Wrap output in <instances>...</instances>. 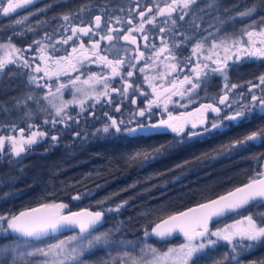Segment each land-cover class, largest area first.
Masks as SVG:
<instances>
[{
    "label": "snow or ice",
    "instance_id": "6c2138e0",
    "mask_svg": "<svg viewBox=\"0 0 264 264\" xmlns=\"http://www.w3.org/2000/svg\"><path fill=\"white\" fill-rule=\"evenodd\" d=\"M36 3L37 0H0V14L9 16L17 13L18 10H26ZM261 3L264 4V0H261ZM197 5L198 0H152V3L141 10L137 0L136 9L133 11L138 10V23L133 22L134 18L131 14L126 20H122L119 16H110L105 20L102 15H95L92 22L87 25L73 24L70 28L67 24L72 15L62 14L60 18L65 25L62 26L58 41H54L53 35L45 32L41 40H33L32 44L27 46V49H32V45H37L35 52L43 62V67L35 64L34 59L30 61L25 58L26 49L18 48L11 42V38L6 43H0V52L3 53L0 55V73L5 72L9 65L30 68L32 72L27 76V83L41 90L47 89L42 96L46 106L41 105V98L28 93L23 100H17L15 107L21 105L26 107L28 101H33L40 106L41 112L47 113V117L42 121L43 125H50L53 130L58 126L71 129L73 124L79 125L80 118L85 114L95 119V112L91 109L97 104H113V94L129 100L132 105H137L136 97L142 96L146 101L145 106H137L135 112L129 114L130 119L127 121L104 112L106 122L102 127L95 129L93 135H120L126 140H142L172 133L176 143H184L186 140L210 134H225L233 128L261 120L264 118V74L258 76L256 82L246 81L239 84L230 82L229 72L239 63L264 61V17H261L259 22L253 20L250 24H244L238 33L225 32L220 35L226 19L252 18L258 11L257 4L253 3L237 12L235 16L228 15L226 18L217 16L215 19L219 26L214 33L208 32L206 36L197 35L200 31L197 13L204 12V9L198 8ZM49 7L51 5L36 8V12L43 13ZM205 7L217 12L223 8L226 14L232 11L223 7L219 0H210ZM85 11L87 9H80V12ZM33 15L35 13L28 12L14 23L23 25ZM157 17H163L162 22L165 25L170 24L171 27H160ZM186 17H191V20L185 21ZM181 21L188 26L184 32L180 31L185 27L184 24L179 23ZM39 23L41 21H37V24ZM113 23L126 26V30L122 31V28L114 27ZM146 25L155 26L158 33L170 32L171 36H160L159 47L154 43L150 44L149 32L152 29L146 28ZM33 30L29 24L27 31ZM69 31L70 35H63ZM189 31L191 34H188ZM134 33L142 34L145 47L155 49L147 58L150 63L145 62L144 66L139 68L140 73L152 68L157 69L156 75H145L142 81L149 86L151 92L144 91L140 83H133L129 79L134 76L132 69L137 68V64L133 61H145V52L140 50ZM97 36L98 39H93ZM81 37L89 38L87 45ZM175 37L180 39L177 40ZM45 39L49 41L47 44L44 43ZM76 40H79L78 45ZM118 40L136 45L134 49L136 55L127 59L125 56H120L116 48ZM169 40L172 43H169ZM193 40L195 43H192ZM70 41L73 44L71 52L63 57H57L56 44L68 45ZM101 41L109 42L108 47L103 48ZM188 44H191L190 55L178 57L177 51ZM128 51L129 49L125 47L124 52ZM105 52H115L118 58L110 59L109 55L104 54ZM33 64H35L34 68ZM88 64L100 65L102 71L88 72L87 78L81 80V76L88 71L86 68ZM161 67L163 71L159 70ZM40 72H43V76L35 75ZM70 72H80V75L67 81L60 80V77L68 76ZM181 74H183L182 78H180ZM213 76L223 80L219 94L211 97L210 102L200 104L194 112L173 114L170 105L179 104L185 107L181 103L184 99L191 103L192 96H198L200 91L206 90L208 81ZM53 77L56 78L54 82ZM116 78H119V87H113L111 84ZM79 85H88L89 88L85 89ZM9 87L4 86L0 90H8ZM242 87H246L247 91H241ZM67 88L74 89L71 100L64 99V90ZM205 95L207 96L206 91ZM174 97L179 99L174 100ZM72 105L79 107L75 116L69 113ZM155 109L162 110L166 116L162 115L161 118L153 120ZM2 110L8 111L7 108ZM122 110L121 105L115 106V112L119 113ZM23 115L25 119H31L32 112L25 110ZM11 127L15 129L16 125L13 124ZM18 131V136L0 135V155L8 158V165L20 163V159L42 141L50 140L49 146L54 147L60 139L59 134L50 135L48 131L42 130L40 124H28L27 134L22 127ZM72 135L80 138L81 132L73 131ZM172 143L137 151L130 159L140 162L154 159L170 148ZM250 144L264 146V122L256 124L252 130L234 137L211 152L203 153L192 160H185L176 167L182 169L185 166L198 164L202 160L214 159L223 154L245 149ZM6 145L7 152H5ZM252 159L258 162L264 161V153L255 154ZM259 167L261 170L255 171L242 186L234 187L216 199L206 200L185 211L170 214L155 223L150 231L148 229L144 231L145 238L155 237L158 242L164 244L176 234H180L183 237L182 243L166 249L155 248L145 243L140 250L139 258L133 257L126 251L119 259V264H198L199 260L221 241L228 250L220 259L214 261V264H243V257L249 250L257 244H264V211L240 215L239 219H234L232 223H226L223 227L213 229L210 224L218 223L220 218L230 214L239 215L248 207L257 209L264 207V163H260ZM6 183L7 181H0V186ZM2 195L7 198L11 193L5 192ZM91 195V190L86 189L77 192L71 199L81 200ZM109 200L111 196L96 201L95 211L81 209L73 212L67 204L52 201L41 202L36 207H28L15 214H0V264H85L84 254L97 246L124 245L132 246L134 249L132 241L110 240L112 231L119 230L117 226L106 232H98L107 214L119 213L128 204V201L124 200L114 206L105 207V203ZM65 231L72 232V235L63 239H54L57 234L63 235ZM93 233L98 234L93 235ZM48 239H54V242H46ZM148 256L150 259L146 258Z\"/></svg>",
    "mask_w": 264,
    "mask_h": 264
},
{
    "label": "trees",
    "instance_id": "16d2710c",
    "mask_svg": "<svg viewBox=\"0 0 264 264\" xmlns=\"http://www.w3.org/2000/svg\"><path fill=\"white\" fill-rule=\"evenodd\" d=\"M209 2L210 0L199 2V8L204 9V12L197 13L198 20L216 21L217 16L222 18L228 15L235 16V12L253 3L257 4L258 11L252 18L226 19L225 25L233 24L240 28L244 24L252 23L253 20L259 22L260 18L264 17V4L261 0H219L223 7L232 10L227 14L223 12V8L219 12L206 8L205 5ZM214 26H219L218 22L214 23ZM2 81L3 79L0 80V85ZM7 100L6 90H0V106ZM2 109L0 107V122L14 123L12 116L7 115ZM255 125V123L243 125L225 134H210L186 143H176L174 138L167 140V134L157 135L151 139L126 140L120 135H93L94 132L89 134L83 131L80 138H73L69 130L63 126H58L55 130L47 129L49 134L58 133L60 136L54 147L49 146L50 140L42 141L22 157L20 163L12 165H8L7 157L0 155V181H7L0 186V214L14 213L26 206L54 200L65 201L69 209L78 207L97 209L96 201L111 196L105 207L114 206L124 200H127L128 204L119 213L107 214L103 226L98 229L101 231L98 232H106L117 226L119 230L112 231L110 240L132 241L134 249L132 246L124 245L97 246L90 253H85V264H110L106 258L113 252V248L120 249V255L126 251L132 254L138 246L146 242L163 249L170 244L178 243L183 237L175 235L164 244L155 238H145L143 235L145 229H149L158 219L173 211L213 197L247 181L255 171L261 170L259 167L261 161L258 162L252 157L264 153V146L250 144L245 149L214 159L202 160L198 164L182 169L176 165L211 152L234 137L252 130ZM168 142H173L172 146L154 159L146 162L130 159L137 151ZM133 185L134 187H130ZM86 189L91 190L90 197L81 200L71 199L77 192ZM5 192L11 195L4 198L2 194ZM255 211H264V207L258 209L248 207L240 213ZM214 223L216 222L211 224ZM136 241L140 243H135ZM223 244L209 250L198 264H214V261L220 259L228 250ZM262 262L264 244H257L243 257V264Z\"/></svg>",
    "mask_w": 264,
    "mask_h": 264
},
{
    "label": "flooded vegetation",
    "instance_id": "af4514ba",
    "mask_svg": "<svg viewBox=\"0 0 264 264\" xmlns=\"http://www.w3.org/2000/svg\"><path fill=\"white\" fill-rule=\"evenodd\" d=\"M200 1L198 0V5L197 7H200ZM136 2L137 0H37V3L34 6H29L28 9L24 10H18L17 13L10 14L9 16H3L0 14V28L2 27V37H5L7 41L9 38H11V42L14 43L18 48L21 49H26L24 52L25 58L31 60H35V64H40L43 67V62L39 60L38 54L35 52V49L37 45H32V49H27V46L29 44H32L33 40H41L44 37V33L47 32L50 35H53V40L58 41L60 39V35L62 32V26L65 25V22L60 18L62 14H71L72 18L68 22L67 26L70 28L71 25L73 24H81V26L87 25L88 23L92 22L93 17L95 15H102V17L107 19V17L110 16H119L121 17L122 20H126L128 15L131 14V16L134 18V23H138V15L136 11H133V9H136ZM150 3H152V0H139V4L141 6V10L145 7L148 6ZM46 5H51V7L46 8V10L43 13H38L36 12V8H45ZM161 6L163 4L161 3ZM81 8L87 9L85 12H80ZM123 9V11H121ZM28 12H33L35 15L30 16L29 20L27 23L23 25H16L14 23L15 20L20 19L22 16H25L28 14ZM239 12V11H237ZM235 12V15L236 13ZM175 16V14H174ZM164 20L163 17H157V21L159 23L160 27H171V25H165L162 21ZM191 20V17H186L185 21ZM37 21H41V23L37 24ZM83 22V24L81 23ZM181 24H184L185 27L181 28L180 31L184 32L185 29H187V24L184 21L179 22ZM197 23L200 24V31L197 33V35H204L206 36L208 32H215V29L218 26H214V23H217L216 21H211V20H197ZM31 24L33 27V31H27L28 25ZM113 26L116 28H122V31L126 30V26H122L119 24L113 23ZM212 26V27H211ZM243 27V26H242ZM236 28L233 26V24L227 26L224 25L223 31L220 33V35H223L225 32L226 33H233V32H239V30L242 28ZM146 28H151L152 30L149 32L150 35V41L148 43L152 44L154 43L157 47L160 46V36H165V37H170L171 33L170 32H165V33H158V31L155 29V26H147ZM70 31L67 33H63V35L67 36L70 35ZM122 34V32L120 33ZM137 36L138 44L140 46V50L145 52V61H133L134 63L137 64L136 69H132L134 72V76L132 78H129L133 83H140L141 87L144 89L146 92H151V89L149 86L145 83H143V78L145 75H156L157 74V69L152 68L148 69L145 73H140L139 68L144 66L145 62L148 61V57L152 55L153 51L155 49L151 47H145V42L142 39V34L139 33H134ZM188 34H191L189 31ZM85 45L88 44V37H81ZM99 37H93V39H98ZM76 39V38H74ZM175 39H180V37H175ZM49 41L47 39L44 40V43H48ZM195 40L192 41L194 43ZM77 45L79 44V40H76ZM107 41H101V46L103 48L108 47ZM169 43H172L171 40H169ZM73 44L72 41L69 42L68 45H63V44H56V52L55 55L57 57H63L67 53L71 52ZM127 47L129 51L127 53L124 52V48ZM116 48L119 50V55L120 56H125L127 59L128 57L136 55V52L134 49L136 48V45H131L126 41L123 40H118L116 41ZM191 53V44L185 45L182 49L177 51V56H189ZM104 54L109 55L110 59L113 58H118L117 54L115 52H105ZM163 55L161 56V59L163 60ZM195 59V58H193ZM35 64H33V68L35 67ZM182 66V65H181ZM87 72L85 75L81 76V80H84L87 78L88 72H97L100 73L102 71V66L97 65V64H88L86 66ZM160 71H163V68L161 67L159 69ZM107 71V70H103ZM125 71H127V65H125ZM187 71V69H185ZM32 72V69L30 68H23V67H17L15 65H9L8 68L5 70L4 75L2 76L1 79H3L2 82L6 86H10L8 90H6L7 95H8V100L2 104L0 107L7 108L8 111L5 112L7 115L10 117L12 116V119L14 122L22 123L26 122L25 118L23 116V112L25 109L28 107L32 110L31 112H38L37 107L31 105L34 103L33 101H29L30 104H28L26 107L20 106V108L15 107L16 102L14 98L17 94H27V91L34 92V93H39L41 96L42 100V94L41 91L47 90V89H38L35 88L34 85H29L27 83V76L29 73ZM38 76H43V72L40 73H35ZM261 74H264V61H249V62H243L237 64L230 72H229V77H230V82L231 83H239L243 84L246 81H253L256 82V78L260 76ZM77 75H80V72H70L68 76H62L60 77L61 81H67V78H72L74 79ZM183 74H181L180 78H182ZM0 79V80H1ZM56 80L55 77H53V82ZM45 82L46 78H45ZM111 84L113 87H119L120 86V81L119 78L113 79L111 81ZM80 86V85H79ZM89 88L88 85H84ZM223 86V80L218 77V76H213L209 79L208 85L206 87V90L200 91L199 95L192 96V102L188 103L187 99H184L181 101L185 105V107H181L179 104L176 105H170L169 108L173 113H183V112H194L196 108L200 106L202 103H208L210 102V98L219 94L220 90ZM99 88V86H97ZM241 91H247L246 87H242L240 89ZM40 91V92H39ZM205 91L207 92V96L205 95ZM74 89L72 88H67L64 90V97L65 98H70L72 99ZM257 94H259L257 90ZM35 95V94H34ZM131 95V93H130ZM137 105H132L129 100L123 99L122 97L118 96L117 94H113V100L114 103L109 105L107 103L104 104H97L94 109H91L92 111L95 112V119L91 115H84L80 118V123L77 126L76 124L72 125L71 129L69 130V134L71 137L76 138L72 135L73 131H80L81 134L84 133H89L92 134V132L95 131V129L102 127V125L106 122L105 118L103 116L104 112H108L110 116H113L117 119H124L127 121L130 119V113L135 112L137 106L139 107H144L146 104V101L144 97L142 96H137ZM175 99H179V97H174ZM43 102V100H42ZM44 103V102H43ZM89 104L91 101L88 102ZM119 104L122 107V112H115V106ZM87 107V105H86ZM79 111V107L76 105H72L69 108V113L73 116H75L76 112ZM155 115H153L152 119L157 120L161 118V116H166V114L162 113V110L160 109H155ZM177 114V115H179ZM31 120L33 123H40V117L32 114ZM211 118V117H210ZM137 119H142L137 117ZM264 122V118H261V120H254L251 124H258ZM58 134V133H53ZM0 135L7 136L6 133L2 132ZM14 135V134H12ZM104 135V134H102ZM209 136V135H207ZM206 137V136H204ZM204 137H199V138H193V139H202ZM171 138H174V134L168 133L167 134V140H170ZM191 139V140H193ZM189 140H186L184 143L188 142ZM7 146V145H6ZM5 146V149H6ZM263 163V161H261Z\"/></svg>",
    "mask_w": 264,
    "mask_h": 264
},
{
    "label": "rangeland",
    "instance_id": "374dc122",
    "mask_svg": "<svg viewBox=\"0 0 264 264\" xmlns=\"http://www.w3.org/2000/svg\"><path fill=\"white\" fill-rule=\"evenodd\" d=\"M242 10H244V9H242ZM242 10H240V11H242ZM1 30H2V27L0 28V43H6V42H8L7 41V39H5V37H2L3 36V34H2V32H1ZM195 43V42H194ZM3 53L2 52H0V55H2ZM7 69V68H6ZM5 69V70H6ZM4 75V72L3 73H0V79L2 78V76ZM36 75V74H35ZM67 78V80H68V77H66ZM4 86H5V84H4V82H2V85H0V89L1 88H4ZM81 87H83V88H85V89H87V87L86 86H84V85H80ZM47 90H43V91H41V93L40 94H42L43 95V93L44 92H46ZM40 92V91H39ZM28 93H32V92H30V91H27V94ZM33 95L35 94V96H37L38 98H40L41 96L39 95V93H32ZM24 97H25V94H17L14 98H16L15 99V102H17V100H23L24 99ZM64 99L65 100H71L70 98H65L64 97ZM44 102V103H43ZM42 102V100H40V103H41V105H44V106H46V102L45 101H43ZM28 104H30V102L28 101V103H27V105ZM31 105H33V106H35V107H37V108H39L40 106L39 105H37L35 102L34 103H32ZM22 107H25V106H23V105H21ZM18 108H20V107H18ZM25 110H31L29 107L27 108V109H25ZM32 111V110H31ZM38 111H39V113L38 112H32V114H35V115H37V116H39L40 117V125H41V127H42V130H46V131H48L47 129H51V126L50 125H43L42 124V121L47 117V113H45V112H41L39 109H38ZM24 113V112H23ZM174 115H177V114H179V113H173ZM24 116V115H23ZM32 119V118H31ZM31 119H25V121L26 122H23V126H21L22 128H24L25 129V134H27L28 133V124H39V123H33V121L31 120ZM13 124H15L16 125V128L15 129H13L12 127H11V125H13ZM19 124H22V123H18V122H14V123H12V124H3L2 122H0V133H2V132H4V133H6L7 134V136L8 135H12V134H14V135H19V131H18V129L19 128H21L20 127V125ZM50 135H54L53 133H51ZM8 151V147L5 149V152H7ZM28 154V153H27ZM248 213H246V212H242V213H240L239 215H235V214H231V215H228L227 217H224V218H222L218 223H214V224H210V227H212L213 229L215 228V227H223V225L224 224H226V223H228V224H230V223H232V221L234 220V219H239L240 218V215H247ZM149 231H150V228L148 229ZM98 231H101V230H98ZM96 234H98V233H95V234H93V235H96ZM68 235H72V232H68V233H64L63 235H58V236H56L54 239H63L65 236H68ZM143 235H144V233H143ZM54 239H48L46 242H54ZM183 242V240H181V241H179L178 243H175V244H170L169 246H166L165 248H163V249H166L167 247H170V246H173V245H178V244H180V243H182ZM147 243V242H146ZM224 242H220L219 244H223ZM147 244H150V243H147ZM218 244V245H219ZM153 247H155L156 248V245H154V244H151ZM223 245H225V244H223ZM42 246V245H41ZM144 245H142V246H138V248H137V250L134 252V253H132L131 255L133 256V257H137V258H139L140 256H141V248L143 247ZM120 248V247H119ZM119 248H116V249H119ZM121 248H123V247H121ZM93 250V249H92ZM91 250V251H92ZM115 249L113 248V252H110L109 253V255H107V258L106 259H108V261H109V263L110 264H119V259L120 258H122V256L123 255H120V249L119 250H115ZM90 251V252H91ZM89 252V253H90ZM84 255H86V254H84ZM146 258H148V259H150V256H148V257H146ZM83 260H84V256H83Z\"/></svg>",
    "mask_w": 264,
    "mask_h": 264
},
{
    "label": "water",
    "instance_id": "95a60500",
    "mask_svg": "<svg viewBox=\"0 0 264 264\" xmlns=\"http://www.w3.org/2000/svg\"><path fill=\"white\" fill-rule=\"evenodd\" d=\"M1 15H2V14H1ZM3 16H4V15H3ZM263 163H264V161H263ZM247 182H248V180L245 181V182H243V183H241V184H239V185H236V186H234V187L242 186L244 183H247ZM234 187H232V188H230V189H228V190H226V191H224V192H221V193H219V194H217V195H215V196H213V197H210V198H208V199H205V200H202V201H199V202L193 203V204L188 205V206H186V207H183V208H181V209H179V210L173 211V212H171V213H169V214H167V215L161 217L160 219L165 218V217H167L168 215L173 214V213H176V212L185 211L187 208L195 207L198 203H203V202H205L206 200L216 199L218 196L226 194L227 191L233 189ZM54 201L57 202V203H59V202H63V203H65V204H67V203H66L65 201H63V200H54ZM48 202H52V201H48ZM38 204H39V203H36V204L30 205V206L23 207V208L19 209L18 211L14 212L13 214L18 213V212H20V211H23V210H25V209L28 208V207H36V206H38ZM81 209H89V210H92V211L97 210V209H92V208H89V207H78V208H74V209H70V210L73 211V212H75V211H80ZM65 211H67V209H66ZM160 219H158L155 223L160 222ZM155 223H154L152 226H154ZM152 226H151V227H152ZM151 227H150V230H151ZM66 232H69V231H65L64 233H66ZM11 235H15V234H11ZM176 235L182 237V235H180V234H176ZM153 238H155V237H153ZM155 239H156V238H155Z\"/></svg>",
    "mask_w": 264,
    "mask_h": 264
}]
</instances>
